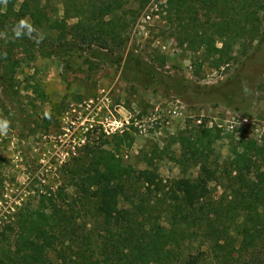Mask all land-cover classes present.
Segmentation results:
<instances>
[{"label":"rangeland","instance_id":"1","mask_svg":"<svg viewBox=\"0 0 264 264\" xmlns=\"http://www.w3.org/2000/svg\"><path fill=\"white\" fill-rule=\"evenodd\" d=\"M40 5L52 18L65 17L63 0ZM148 11L152 19L144 21ZM120 13L127 40L114 52L72 49L65 43L75 42L71 30L64 34L51 20L47 30L35 25L45 35L39 44L0 36V118L10 121L7 136H0V238L6 214L56 207L62 224L55 228L51 264L58 263V252L88 250L103 234L96 203L79 185L91 146L156 171L163 191L143 200L158 216L173 202V180L198 175L196 157L182 149V134L212 128L218 135L211 145L220 178L210 184L214 199L228 183L231 144L264 136V11L257 39L237 40L224 57L205 45L192 48L185 23L169 20L165 0L129 1ZM76 22L67 19L69 26ZM216 46L223 47L219 38ZM115 119L124 125L114 133ZM10 239L12 245L14 232Z\"/></svg>","mask_w":264,"mask_h":264},{"label":"trees","instance_id":"2","mask_svg":"<svg viewBox=\"0 0 264 264\" xmlns=\"http://www.w3.org/2000/svg\"><path fill=\"white\" fill-rule=\"evenodd\" d=\"M129 1L149 0H63L61 20L48 16L41 0H8L5 11L0 4V36H12L11 26L21 18L45 30L51 20L60 32L71 30L75 42L65 43L72 49L87 45L93 55L114 52L127 40L120 12ZM165 7L172 23H185L186 42L192 48L205 45L209 53L224 57L237 40L257 39L264 0H165ZM68 18L77 22L69 26ZM218 38L222 48L216 46ZM217 139L212 128L181 135L184 154L197 159L198 175L173 180V202L158 216L143 200L150 192L163 191L156 171L124 164L115 152L91 146L79 185L83 197L96 203L103 234L88 250L58 252L55 264H264V136L260 141L242 137L231 144L224 168L228 183L223 184V195L214 199L210 184L220 178L211 145ZM20 211L16 217L12 212L5 215L0 264H51L49 253L58 241L55 228L62 224L58 210ZM12 232L15 241L9 245Z\"/></svg>","mask_w":264,"mask_h":264},{"label":"clouds","instance_id":"3","mask_svg":"<svg viewBox=\"0 0 264 264\" xmlns=\"http://www.w3.org/2000/svg\"><path fill=\"white\" fill-rule=\"evenodd\" d=\"M8 0H0V4L7 5ZM11 39L28 38L34 43L39 44L45 38L44 33L37 29L29 18H21L11 26ZM6 56V53L4 54ZM45 118H50L48 111L44 112ZM10 128V121L7 118H0V136H7Z\"/></svg>","mask_w":264,"mask_h":264},{"label":"built area","instance_id":"4","mask_svg":"<svg viewBox=\"0 0 264 264\" xmlns=\"http://www.w3.org/2000/svg\"><path fill=\"white\" fill-rule=\"evenodd\" d=\"M143 19L144 21H150L152 19V11L146 12ZM113 124H116V130H114V133L115 131L119 130V127L123 128V125H124L122 121L117 120V119L114 120ZM107 132L109 133V131Z\"/></svg>","mask_w":264,"mask_h":264}]
</instances>
